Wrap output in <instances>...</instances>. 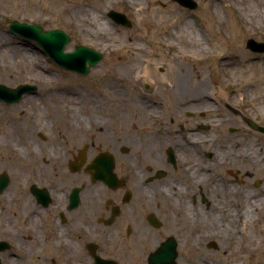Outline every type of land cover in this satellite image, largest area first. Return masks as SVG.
<instances>
[{
    "label": "flooded vegetation",
    "instance_id": "af4514ba",
    "mask_svg": "<svg viewBox=\"0 0 264 264\" xmlns=\"http://www.w3.org/2000/svg\"><path fill=\"white\" fill-rule=\"evenodd\" d=\"M140 64L117 71L162 96L157 107H103L98 129L87 122L65 142L50 143L47 119L0 133V264H151L157 254L192 264L264 226V111L189 107L183 91L168 107L164 90L184 86L177 72ZM121 81L111 89L125 103Z\"/></svg>",
    "mask_w": 264,
    "mask_h": 264
},
{
    "label": "rangeland",
    "instance_id": "374dc122",
    "mask_svg": "<svg viewBox=\"0 0 264 264\" xmlns=\"http://www.w3.org/2000/svg\"><path fill=\"white\" fill-rule=\"evenodd\" d=\"M196 1L198 9L190 10L173 0H140L145 12L137 14L126 0H0V34L8 44L5 51H0V84L12 88L21 84L37 87L19 103L7 104L0 100V133L9 132L10 125L15 132L22 133L21 120L33 125L35 120L47 119L52 120L55 126L50 143L65 142L77 132L85 131L83 125L87 122L97 128L99 125L94 120L98 123L103 119V107H157L154 99H161L162 96L145 93L133 84L132 73L124 77L117 71L121 64L129 67V62L136 60L142 62L141 67H147L150 62L156 65L167 63L172 68V74L177 72L176 78L184 86L164 90L171 100L168 107L178 106L182 101L179 95L183 91L190 102L189 107L198 103L199 107H260L264 111V95L255 85L257 80L264 79V53L247 48L250 38L264 41V0ZM111 10L124 13L132 22V27L111 19L108 15ZM96 15L108 23V31L98 27L88 33L81 28L83 17ZM163 18V22L158 21ZM217 18H221L222 22H218ZM187 19L202 38L204 47L188 42V29L183 25ZM11 20L40 24L46 30L60 29L71 38L68 51L83 45L97 50L105 58L88 75H78L58 66L37 43L12 34L9 28ZM248 20L254 23L251 25ZM28 50L36 52L40 65L53 74L55 81L51 86L38 79L41 75L39 71L31 70V51L29 53ZM4 64L9 67L4 68ZM184 68H189L191 72L185 74ZM142 72L145 73V69ZM117 81L126 87L125 103L123 97L113 95L117 89L112 90L113 93L106 89L113 88ZM51 88L71 95L72 108L81 109L75 117L80 126L70 127L71 121L65 112L68 107H55L56 99L49 95ZM28 96L35 98L36 107H47L46 114H19L10 108L32 107L26 101ZM98 108L101 110L98 111ZM4 157L0 156V161ZM53 162L47 159L48 164ZM246 228L247 232L252 228L255 233L250 237L244 233L229 253L220 256L192 255V264H233L239 257V264H264V234H259L261 231L264 233V226L255 223ZM250 238L262 241V247H247Z\"/></svg>",
    "mask_w": 264,
    "mask_h": 264
},
{
    "label": "water",
    "instance_id": "95a60500",
    "mask_svg": "<svg viewBox=\"0 0 264 264\" xmlns=\"http://www.w3.org/2000/svg\"><path fill=\"white\" fill-rule=\"evenodd\" d=\"M184 7L192 10L198 8V2L195 0H174ZM109 16L117 23L130 26L131 22L123 13L110 11ZM10 31L12 34L24 39L35 41L54 62L61 67L87 75L91 67H95L102 59L103 55L94 49L86 46H76L74 51L67 52L66 47L71 41L68 34L60 29L46 30L40 24H29L12 20ZM248 47L256 52H264V42H257L255 39L248 41ZM37 90L35 85L21 84L17 88H11L0 84V99L7 104L18 103L25 94ZM166 264L162 257L153 264Z\"/></svg>",
    "mask_w": 264,
    "mask_h": 264
},
{
    "label": "bare ground",
    "instance_id": "6f19581e",
    "mask_svg": "<svg viewBox=\"0 0 264 264\" xmlns=\"http://www.w3.org/2000/svg\"><path fill=\"white\" fill-rule=\"evenodd\" d=\"M126 3H127L128 6H130L132 8H135L137 14H143L145 12V10H144L145 8L141 6L140 0H126ZM164 20H165V18H163L162 20L158 19V21H161V22H163ZM217 21L218 22H222V19L221 18H217ZM82 22L83 23L81 24V28L82 29H86V31L88 33H92V31H94L98 27H99V29L101 28V30L106 29L108 31V29L106 28L108 23L102 21V18L100 16H98V15L93 16V17H87V16L83 17ZM247 23L252 25L254 23V21L248 20ZM183 25L188 29V31H187L188 42L193 44V45H197L199 47H204L205 44L203 43L202 38L199 37L200 35L199 34L197 35L195 33V29L193 28L192 22L189 19H187V20H185L183 22ZM180 28L182 29V26H180ZM7 45H8L7 44V40L0 34V51L1 50L5 51V49L7 48ZM28 51H29V53L31 51V57L29 58V63L31 65V70L32 69H36L37 71H39L41 73V75H39L38 79L42 83L51 86L54 83V81H55V79L53 77V74L50 72V70L48 68H46L45 66L40 65V63H41L40 62V58L36 54V52H34L33 50H28ZM202 57L205 58L206 54L203 53ZM3 67L6 68V67H9V66L7 64H4ZM255 85H256L257 90L261 91V94L264 95V79L257 80ZM106 89H107V91H109V93L110 92L113 93L111 88L108 87ZM28 94H31V93H27L25 95H28ZM49 95L56 99L57 103H55V107H68L65 110V112L68 114V120L71 121L70 127H74L77 124V120L75 118L76 115H77V111L78 110L80 111L81 109L80 108H72L73 106H72V98L70 97L71 95L69 93L67 95L64 94V93H60V92H58L57 89H54V88L50 89V94ZM113 95H115V93H113ZM26 101H29L31 103L32 107H36L35 105H37V101L33 97L28 96L26 98ZM97 110L99 111V109H97ZM65 134H67V133H65ZM255 204H257V205L260 204V206H261L262 204H264V201L262 199L258 198V199L255 200ZM251 210L252 211L254 210L253 206L251 207ZM246 214L247 215L250 214V206L249 205L246 208ZM231 239H234V237H232ZM254 239L255 238H250L247 241V243H246L247 247H249L251 249H254V248L257 249L258 247H262V245H263L262 243L263 242L262 241H255ZM162 256H167V255H163L162 254ZM240 258L241 257H239L238 260L234 261L233 264H239L240 261H241ZM163 262H165V261H163ZM166 264H168V263H166Z\"/></svg>",
    "mask_w": 264,
    "mask_h": 264
}]
</instances>
